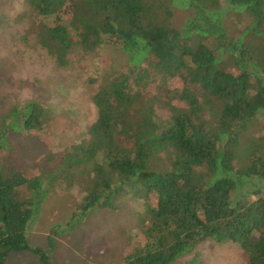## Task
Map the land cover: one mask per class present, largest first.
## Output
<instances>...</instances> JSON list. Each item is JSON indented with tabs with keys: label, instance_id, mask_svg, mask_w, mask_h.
<instances>
[{
	"label": "trees",
	"instance_id": "trees-1",
	"mask_svg": "<svg viewBox=\"0 0 264 264\" xmlns=\"http://www.w3.org/2000/svg\"><path fill=\"white\" fill-rule=\"evenodd\" d=\"M25 1L47 19L34 32L58 65L109 44L126 69L89 78L96 119L54 168L29 174L0 156V264L19 252L52 264L51 235L46 250L27 232L57 180L81 194L69 229L124 195L144 201V243L125 264H176L205 240L239 244L246 264H264V134H247L264 113V0H226L250 18L237 33L219 0ZM176 6L190 9L179 27ZM55 118L44 103L13 106L0 148L10 131H42Z\"/></svg>",
	"mask_w": 264,
	"mask_h": 264
},
{
	"label": "rangeland",
	"instance_id": "rangeland-1",
	"mask_svg": "<svg viewBox=\"0 0 264 264\" xmlns=\"http://www.w3.org/2000/svg\"><path fill=\"white\" fill-rule=\"evenodd\" d=\"M219 2L225 7V19L233 33L249 22L245 11L226 9V0ZM189 16L190 9L176 6L172 24L179 27ZM45 20L25 0H0V124L13 106L27 101L50 105L56 111L55 120L44 130L10 131L0 148L5 161L29 174L51 170L69 145L88 138L87 131L97 115L92 103L96 85L92 86L89 78L118 75L126 69L125 54L109 44L98 45L90 52L71 53L67 64L58 65L34 32ZM156 112L162 118L168 116L162 108L156 107ZM247 134H264V113L258 114L257 124ZM80 196L77 188L64 189L57 180L29 226L28 242L47 250V237L51 235L52 264H125L122 257L144 243L140 221L144 201L124 195L117 209L93 210L69 229L67 221ZM195 255V264H246L239 244L212 240L198 243L176 264H186ZM8 264L39 262L31 253L19 252L10 255Z\"/></svg>",
	"mask_w": 264,
	"mask_h": 264
}]
</instances>
